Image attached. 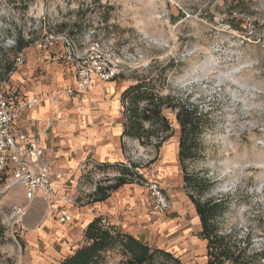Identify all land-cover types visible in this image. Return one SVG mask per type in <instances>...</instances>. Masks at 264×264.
<instances>
[{"label":"rangeland","instance_id":"rangeland-1","mask_svg":"<svg viewBox=\"0 0 264 264\" xmlns=\"http://www.w3.org/2000/svg\"><path fill=\"white\" fill-rule=\"evenodd\" d=\"M54 32L74 36L83 49L90 39L100 45L98 58L103 64L118 65L119 79L97 82L95 92L102 88L105 92L88 96L92 116L102 111V103L120 102L124 113L122 93L141 80L173 104L187 102L199 108L204 129L198 159L189 164L188 173L212 180L206 198L231 200L220 228L234 233L238 247H244L250 234L252 249L263 257L264 0H0V59L7 57L15 64L14 37L30 42L21 52L24 65L7 79V87L40 95L45 103L66 104L62 88L70 81L36 47L39 39ZM110 86L115 94L109 93ZM66 105L71 112L76 107L73 101ZM164 114L173 132L144 123L145 136L151 138L147 144L135 137L121 139L122 155L115 164L137 166L136 177H129L134 183L110 193L106 202L94 203L93 185L107 187L122 171L104 163L109 166L87 174L86 191L78 186L80 208L74 216L79 220L74 224L50 219L53 212L43 197L29 205L21 187L7 189L6 175L0 186V215L7 228L0 264H60L87 244L84 230L101 216L115 230L169 252L183 264H206V242L200 237V221L177 158L176 113ZM105 124L98 121L93 126ZM171 133L157 150L156 143ZM153 184L168 202L164 213L157 208ZM200 191V187L193 190L197 198ZM14 207L29 209L23 218L13 220ZM113 207L116 213L111 212ZM124 260L117 248L107 252L101 264ZM156 264L174 262L159 256Z\"/></svg>","mask_w":264,"mask_h":264},{"label":"trees","instance_id":"trees-1","mask_svg":"<svg viewBox=\"0 0 264 264\" xmlns=\"http://www.w3.org/2000/svg\"><path fill=\"white\" fill-rule=\"evenodd\" d=\"M237 4L239 5V2ZM13 40L15 45L13 51L16 56L30 43L23 42L18 37H14ZM14 71V61L2 57L0 59V80L8 79V75ZM117 79L119 77L114 80ZM121 99L122 105L126 107L123 113L125 123L122 137H135L142 144H147L146 141L151 140L145 136L144 123L151 124L153 129L158 127L159 131L164 133L173 132L171 123L164 112L171 110L176 113V120L180 128L177 158L188 197L195 207L200 221V237L206 242V264H258L259 261L264 260V256L260 257L261 254L255 253L252 249L250 234L244 241V247H238L234 241V233L225 232L220 228L219 220L228 212L231 200L223 197L206 198L205 195L213 186L212 180L207 177H194L188 173L189 164L198 159L200 136L204 129L200 118H198L199 108L187 102L173 104L171 98H164L148 90L145 80L137 81L136 84L128 87L122 93ZM141 103H144V107L140 106ZM171 135L172 133L159 140L155 148L159 150L164 143L168 142ZM111 167H120L122 174L115 179L113 184L107 187L98 186L97 192L93 194L94 203H104L110 198V193L134 183L129 180V177H136L134 169L137 166H132V169H129L123 164H115ZM130 174L132 175L130 176ZM6 180V174H1L0 186ZM197 187L201 188L198 198L193 192ZM6 237L7 228L0 215V244L6 240ZM84 237L87 244L73 255L66 256L60 264H101L105 254L117 248L122 251L125 257L122 264H156L159 261V256L162 259L173 261L174 264H183L169 252L154 250L142 240L115 230L113 226L106 228L102 225V217L95 218L87 225Z\"/></svg>","mask_w":264,"mask_h":264},{"label":"built area","instance_id":"built-area-1","mask_svg":"<svg viewBox=\"0 0 264 264\" xmlns=\"http://www.w3.org/2000/svg\"><path fill=\"white\" fill-rule=\"evenodd\" d=\"M88 39V36H85ZM86 48H82L77 38L66 33H50L44 35L36 42V47L45 52L44 59L52 60L57 64L70 66L74 69L75 77L73 86L65 90V96L73 99L81 97L85 99L92 91L97 82H111L119 75L118 65L102 63L98 58L100 45L86 41ZM52 53V55H51ZM101 57V56H100ZM24 54L20 53L16 58L14 70L23 66ZM14 71V72H15ZM13 72V73H14ZM13 73L8 75V78ZM7 79L0 84V175L6 174L10 177L7 189L21 187L25 192L28 204H32L40 193L48 208L53 212L58 224L71 225L79 219L67 211V207L79 206L78 188L76 192L69 195H59L62 186H56V181H65L63 174L54 175L51 166L46 159L45 151L38 143L29 139L24 133L14 130V125L19 121L25 110H32L44 100L40 95L31 99H25L17 90L7 88ZM124 110V108L122 107ZM125 165V164H123ZM108 164H102L94 159L81 162V183L83 191L88 188L85 178L92 169L104 168ZM126 166V165H125ZM132 169L131 166H126ZM98 183L92 187V193L97 192ZM151 191L157 200V208L164 213L168 208V202L157 184L151 185ZM93 196V195H92ZM94 198V197H93ZM60 204V206H57ZM28 207H14L11 218L19 220L23 218ZM117 208H111L116 213ZM102 217V225L109 228L111 225Z\"/></svg>","mask_w":264,"mask_h":264},{"label":"crops","instance_id":"crops-1","mask_svg":"<svg viewBox=\"0 0 264 264\" xmlns=\"http://www.w3.org/2000/svg\"><path fill=\"white\" fill-rule=\"evenodd\" d=\"M58 67L63 76L70 81L68 86H63L62 89L65 91L73 86L75 72L70 66L58 64ZM96 85L88 96L91 94L96 96L105 92L102 88L101 93H96ZM115 90L110 86L109 93L115 94ZM20 94L25 99L37 96V94ZM88 96L85 99L66 97L64 100L67 101L66 104L73 101L76 105L72 112L64 103L43 102L32 110H25L14 125L15 131L26 134L30 140L35 141L44 149L52 173L64 175L65 181L55 183L56 186H62L59 190L60 196L76 192L73 187L78 188L81 183L82 177L79 171L81 162L91 158L101 163L115 164L119 163L117 161L122 155L119 147L125 118L120 111L121 103L114 102L111 105L102 103L100 104L102 111L97 116H92L91 107L88 106ZM106 113H110L111 116H104ZM98 121L104 124L107 122V124L96 128L93 123ZM39 198H42L40 193L35 200ZM79 208V206H71L66 209L74 216L75 210ZM53 216V214L49 215L50 219H56Z\"/></svg>","mask_w":264,"mask_h":264}]
</instances>
